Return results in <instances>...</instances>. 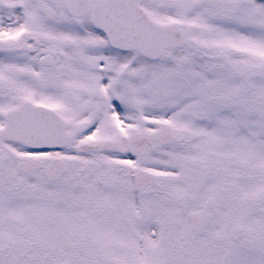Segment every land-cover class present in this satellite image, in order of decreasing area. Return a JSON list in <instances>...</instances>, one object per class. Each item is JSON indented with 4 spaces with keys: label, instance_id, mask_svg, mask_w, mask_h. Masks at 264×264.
<instances>
[{
    "label": "snow or ice",
    "instance_id": "6c2138e0",
    "mask_svg": "<svg viewBox=\"0 0 264 264\" xmlns=\"http://www.w3.org/2000/svg\"><path fill=\"white\" fill-rule=\"evenodd\" d=\"M0 264H264V0H0Z\"/></svg>",
    "mask_w": 264,
    "mask_h": 264
}]
</instances>
